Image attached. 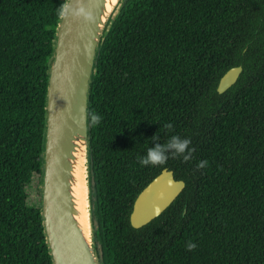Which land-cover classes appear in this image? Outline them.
I'll return each instance as SVG.
<instances>
[{
    "label": "trees",
    "instance_id": "trees-1",
    "mask_svg": "<svg viewBox=\"0 0 264 264\" xmlns=\"http://www.w3.org/2000/svg\"><path fill=\"white\" fill-rule=\"evenodd\" d=\"M65 2L0 0V264H53L27 190L42 175ZM237 66L236 84L218 94ZM89 116L102 264H264V0H123L99 49ZM173 135L190 139L191 159L168 149L162 165L139 163ZM164 169L185 189L133 228L134 201Z\"/></svg>",
    "mask_w": 264,
    "mask_h": 264
},
{
    "label": "water",
    "instance_id": "water-1",
    "mask_svg": "<svg viewBox=\"0 0 264 264\" xmlns=\"http://www.w3.org/2000/svg\"><path fill=\"white\" fill-rule=\"evenodd\" d=\"M123 0L108 10L109 0H66L57 25L48 70L42 153L40 214L53 264H102L92 213L89 105L100 46ZM242 66L229 69L217 93L236 84ZM85 174L86 221L75 195L77 162ZM164 169L138 195L130 215L135 229L164 213L185 189Z\"/></svg>",
    "mask_w": 264,
    "mask_h": 264
},
{
    "label": "clouds",
    "instance_id": "clouds-1",
    "mask_svg": "<svg viewBox=\"0 0 264 264\" xmlns=\"http://www.w3.org/2000/svg\"><path fill=\"white\" fill-rule=\"evenodd\" d=\"M91 119L94 124L100 121V117L97 115H93ZM164 126L169 129L172 128L171 124H165ZM190 143H191L190 139L187 138L181 139V137H179L178 135H173L169 140V142L163 147L158 145L155 148H148L146 156L139 158V163L143 166L162 165L168 159V155H166L168 149H174L175 150L174 155H183L187 151L188 154L183 155L184 160L187 161L191 159V155L193 151L192 149L189 148ZM206 165H207V161H201L197 165V167L203 168ZM195 247L196 245L191 242H189L187 245L189 251L193 250Z\"/></svg>",
    "mask_w": 264,
    "mask_h": 264
},
{
    "label": "bare ground",
    "instance_id": "bare-ground-1",
    "mask_svg": "<svg viewBox=\"0 0 264 264\" xmlns=\"http://www.w3.org/2000/svg\"><path fill=\"white\" fill-rule=\"evenodd\" d=\"M118 0H109V3L107 5L108 10L110 11L113 7V5H115L117 3ZM113 4V5H112ZM75 178H76V185H75V195H76V199H77V204L79 205V209L83 212V216L82 218L85 219L86 221V198H85V174H84V168L82 167V160H79L77 162V167L76 170L74 172Z\"/></svg>",
    "mask_w": 264,
    "mask_h": 264
},
{
    "label": "rangeland",
    "instance_id": "rangeland-1",
    "mask_svg": "<svg viewBox=\"0 0 264 264\" xmlns=\"http://www.w3.org/2000/svg\"><path fill=\"white\" fill-rule=\"evenodd\" d=\"M28 203L30 205L39 206L41 204V177L35 176L28 188Z\"/></svg>",
    "mask_w": 264,
    "mask_h": 264
}]
</instances>
